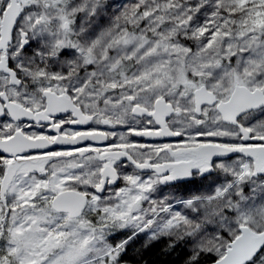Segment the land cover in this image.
<instances>
[{"label": "snow or ice", "instance_id": "6c2138e0", "mask_svg": "<svg viewBox=\"0 0 264 264\" xmlns=\"http://www.w3.org/2000/svg\"><path fill=\"white\" fill-rule=\"evenodd\" d=\"M0 264H264V0H0Z\"/></svg>", "mask_w": 264, "mask_h": 264}]
</instances>
